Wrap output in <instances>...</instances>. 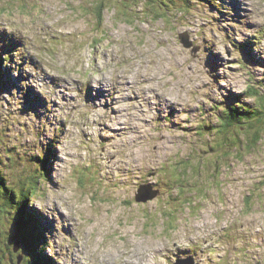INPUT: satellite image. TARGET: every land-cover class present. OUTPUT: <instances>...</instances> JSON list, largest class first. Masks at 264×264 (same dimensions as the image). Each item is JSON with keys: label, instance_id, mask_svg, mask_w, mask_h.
Here are the masks:
<instances>
[{"label": "clouds", "instance_id": "obj_1", "mask_svg": "<svg viewBox=\"0 0 264 264\" xmlns=\"http://www.w3.org/2000/svg\"><path fill=\"white\" fill-rule=\"evenodd\" d=\"M3 37L0 185L47 264H264V0H0Z\"/></svg>", "mask_w": 264, "mask_h": 264}, {"label": "trees", "instance_id": "obj_2", "mask_svg": "<svg viewBox=\"0 0 264 264\" xmlns=\"http://www.w3.org/2000/svg\"><path fill=\"white\" fill-rule=\"evenodd\" d=\"M8 60L5 57V61ZM1 75H4V72H0ZM0 75V84L2 83ZM48 157L46 155V158L44 161H39L42 165V167H46L48 164ZM0 184H2V181H0ZM14 185L8 184L6 186L0 185V197L4 200V202L10 206L11 211L5 214H0V221L1 218L6 220L4 229L0 228V259H3V257H8L10 254V259H4L3 264H28L30 257L25 253H29L33 255V264H46V260L41 257V255L35 253V246L36 243L40 241V237H42V233L38 234L37 230V223L35 219H33V216L31 213H21V200L23 198L24 193L21 191V188L18 185H15V187H12ZM5 188H7L10 192H14V199L10 198L7 192L5 191ZM20 206V207H19ZM18 212V213H17ZM17 214V217H16ZM3 216V217H2ZM9 219V220H8ZM14 224L13 227V234L11 237V226ZM9 224V231L8 229ZM4 230V232L2 231ZM40 231V230H39ZM15 235H19V238H21V244L24 245V249L20 248L19 252L23 255V259H21L20 263H18L17 255L13 252V247L11 241L14 240L16 237ZM34 236H37L35 238Z\"/></svg>", "mask_w": 264, "mask_h": 264}, {"label": "rangeland", "instance_id": "obj_3", "mask_svg": "<svg viewBox=\"0 0 264 264\" xmlns=\"http://www.w3.org/2000/svg\"><path fill=\"white\" fill-rule=\"evenodd\" d=\"M3 39L8 40V42L3 47H0V64L3 63V60H2L3 54L5 52H10L11 49L16 47V45L19 43L18 41L10 40L7 37H3ZM241 51H242V55H243L244 59L247 62H251V63H256L257 62L255 57L251 54V52L249 50V46L242 45L241 46ZM6 58L9 59L7 56H6ZM215 59H216L215 57H211L210 56L208 63L209 64H213ZM7 61L8 60H6L5 62L7 63ZM1 71L4 72L5 74L4 75L0 74L2 76L1 77L2 83L0 84V91L10 90L12 87H17L18 86L19 81L17 79H15V78L11 77V75L9 73V69L0 68V72ZM88 98L91 99L92 97L89 95ZM229 102H231V101H229ZM43 103H44L43 100L38 95H36L34 92H32L31 89H29L28 93L24 97V108L22 109V112H26L29 109L36 110L39 107L43 106ZM9 155H11V153ZM46 155H47L48 160H49L54 155L53 150L50 148L49 151L46 153ZM12 187H15V186H12ZM9 211H11L10 206L7 205L4 202V200L0 197V214H5V213L8 214ZM20 212L21 213H24V212L28 213L29 212V213L32 214L33 219L37 220L36 221V223H37V225H36L37 227L36 228H37L38 232H41L43 234V231L46 228H48L49 223L46 220V218L40 217L38 214H35V213L31 212L30 210L26 209V201L22 202L21 211ZM4 217L1 218V221H0V228L1 229H4V227L6 229L5 224H7V223H6V220L4 219ZM4 230H2V231L4 232ZM9 230L10 229H9V224H8L7 231H9ZM35 238H37V237H35ZM41 239H42V237H40V240ZM44 259L46 260V258H44ZM46 264H47V261H46ZM178 264H182V262H178Z\"/></svg>", "mask_w": 264, "mask_h": 264}, {"label": "water", "instance_id": "obj_4", "mask_svg": "<svg viewBox=\"0 0 264 264\" xmlns=\"http://www.w3.org/2000/svg\"><path fill=\"white\" fill-rule=\"evenodd\" d=\"M15 237L16 238L14 240L17 242L16 246L17 247H20V245H21V238H19V235H15ZM16 246H15L14 250H17L18 249Z\"/></svg>", "mask_w": 264, "mask_h": 264}, {"label": "bare ground", "instance_id": "obj_5", "mask_svg": "<svg viewBox=\"0 0 264 264\" xmlns=\"http://www.w3.org/2000/svg\"><path fill=\"white\" fill-rule=\"evenodd\" d=\"M41 232H38V234H40ZM34 237H37V236H34ZM45 264V263H44Z\"/></svg>", "mask_w": 264, "mask_h": 264}]
</instances>
